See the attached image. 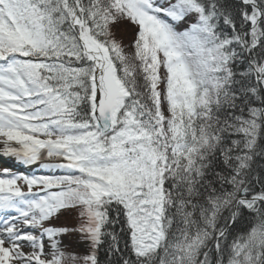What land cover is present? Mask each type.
<instances>
[{
    "label": "snow or ice",
    "instance_id": "snow-or-ice-1",
    "mask_svg": "<svg viewBox=\"0 0 264 264\" xmlns=\"http://www.w3.org/2000/svg\"><path fill=\"white\" fill-rule=\"evenodd\" d=\"M0 156V264H264V0H0Z\"/></svg>",
    "mask_w": 264,
    "mask_h": 264
},
{
    "label": "rangeland",
    "instance_id": "rangeland-1",
    "mask_svg": "<svg viewBox=\"0 0 264 264\" xmlns=\"http://www.w3.org/2000/svg\"><path fill=\"white\" fill-rule=\"evenodd\" d=\"M122 29H123L122 32L123 33H127V34H129L131 30H133V28L131 26H123ZM4 167H10L13 171H18V172H22V169L23 168L26 169L25 170L26 172H30L31 171V169H28V168H25L22 165L16 164L15 161H13L12 159H10L8 157H2V156H0V169H2ZM63 221H64V219H63ZM69 224H71V221H69ZM78 239L70 238V237L68 238V236L63 237L64 243L65 244H72L73 249H76L75 242Z\"/></svg>",
    "mask_w": 264,
    "mask_h": 264
},
{
    "label": "trees",
    "instance_id": "trees-1",
    "mask_svg": "<svg viewBox=\"0 0 264 264\" xmlns=\"http://www.w3.org/2000/svg\"><path fill=\"white\" fill-rule=\"evenodd\" d=\"M123 27V26H122ZM129 33V32H128ZM132 35H133V30H131L130 31V33L129 34H127V33H123V32H118L117 33V39L118 40H123V43L125 44V45H127V44H129V42L131 41V39H132ZM63 217L61 218V221L59 222V223H64V221H63ZM75 221L74 220H71V224L72 223H74ZM75 238V239H78L79 238V236H78V234H71V235H68V238ZM76 251H80V249H78V248H76L75 249Z\"/></svg>",
    "mask_w": 264,
    "mask_h": 264
},
{
    "label": "bare ground",
    "instance_id": "bare-ground-1",
    "mask_svg": "<svg viewBox=\"0 0 264 264\" xmlns=\"http://www.w3.org/2000/svg\"><path fill=\"white\" fill-rule=\"evenodd\" d=\"M10 159H12V158H10ZM13 160V159H12ZM14 161V160H13Z\"/></svg>",
    "mask_w": 264,
    "mask_h": 264
}]
</instances>
